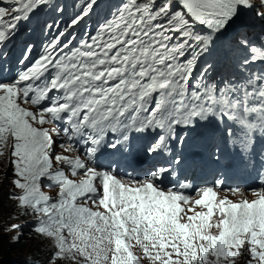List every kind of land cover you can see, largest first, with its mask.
Wrapping results in <instances>:
<instances>
[{"label":"snow or ice","instance_id":"obj_1","mask_svg":"<svg viewBox=\"0 0 264 264\" xmlns=\"http://www.w3.org/2000/svg\"><path fill=\"white\" fill-rule=\"evenodd\" d=\"M0 4L4 60L36 13L64 17L68 7ZM73 7L66 20L46 23L35 58L29 43L20 69L0 79L8 197L48 240L47 264H239L245 254L246 264H264V175L257 188L225 187L223 177L195 187L183 151L212 128L241 155L264 157L256 153L264 142V0H73ZM255 24L261 34L253 38ZM137 139L147 159L165 163L142 176L100 166L105 150L131 154ZM222 155L214 145L208 162ZM43 187H55V196ZM19 227L4 230L17 233L12 242Z\"/></svg>","mask_w":264,"mask_h":264},{"label":"rangeland","instance_id":"obj_2","mask_svg":"<svg viewBox=\"0 0 264 264\" xmlns=\"http://www.w3.org/2000/svg\"><path fill=\"white\" fill-rule=\"evenodd\" d=\"M6 162L7 157L0 160V180H2V183H0V232L5 233V228L10 227L12 224L19 225V232L21 233V236L18 242L25 241V248L23 249L21 256L27 257L29 254L33 260L37 261L38 264H47V260L50 255L48 240L37 236L33 232V228L35 227V218L30 214L18 215L20 210L16 207V202L8 197V193L12 190L11 180L13 177L11 168H5ZM5 171H7V179H4ZM56 191L57 189H53L48 194L54 197ZM5 197L9 201L6 207L2 202L5 200ZM5 234H8L11 240V237L15 236L17 233L7 232ZM246 257L247 254L242 256L239 260V264H246Z\"/></svg>","mask_w":264,"mask_h":264},{"label":"trees","instance_id":"obj_3","mask_svg":"<svg viewBox=\"0 0 264 264\" xmlns=\"http://www.w3.org/2000/svg\"><path fill=\"white\" fill-rule=\"evenodd\" d=\"M2 202L6 207L9 201L5 197V200ZM24 242H12L8 234L0 232V264H32L35 260L33 261L31 257L21 256L25 248Z\"/></svg>","mask_w":264,"mask_h":264}]
</instances>
